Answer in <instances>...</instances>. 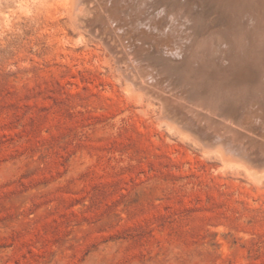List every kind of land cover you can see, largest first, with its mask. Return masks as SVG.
Wrapping results in <instances>:
<instances>
[{
  "label": "rangeland",
  "instance_id": "rangeland-1",
  "mask_svg": "<svg viewBox=\"0 0 264 264\" xmlns=\"http://www.w3.org/2000/svg\"><path fill=\"white\" fill-rule=\"evenodd\" d=\"M159 1L225 20L220 1ZM107 12L0 0V264H264L262 127L208 134L137 59L157 39Z\"/></svg>",
  "mask_w": 264,
  "mask_h": 264
},
{
  "label": "bare ground",
  "instance_id": "bare-ground-1",
  "mask_svg": "<svg viewBox=\"0 0 264 264\" xmlns=\"http://www.w3.org/2000/svg\"><path fill=\"white\" fill-rule=\"evenodd\" d=\"M63 1L68 6L77 3V0ZM95 1L101 10L109 11L103 16L105 22H120L127 33H146L149 38L157 39L155 47L150 49L153 45H148L143 53H138L137 59L146 62L145 70L151 72L153 83L176 95L163 97L188 112L208 134L227 136L234 143L249 136L255 140L257 136L250 133L255 124L264 133V0H216L222 2L219 7L225 15L222 26L217 29L204 22L194 6H169L159 0H132L137 6H127L131 0H120L123 2L120 6H116L117 0ZM129 8L135 9L137 15L124 10ZM157 31H163V36H158ZM263 136L259 141L264 148ZM213 150L224 161L228 159L222 146Z\"/></svg>",
  "mask_w": 264,
  "mask_h": 264
}]
</instances>
